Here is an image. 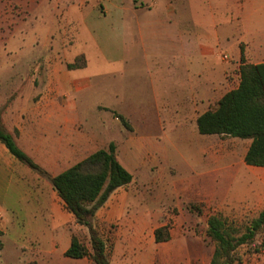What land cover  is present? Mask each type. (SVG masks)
<instances>
[{"label": "rangeland", "instance_id": "1", "mask_svg": "<svg viewBox=\"0 0 264 264\" xmlns=\"http://www.w3.org/2000/svg\"><path fill=\"white\" fill-rule=\"evenodd\" d=\"M28 1L0 0V100L13 103L20 95H35L41 90L45 93L52 81L57 87H53L54 92L72 103L78 129L91 136V153L106 149L109 143L115 145L117 160L134 181L125 189L129 203L121 219L110 220L99 213L93 220L101 238L109 241L110 256L114 229L120 221H129L138 226V245L133 254L181 255L188 258L186 264H209L214 243L206 235L208 217L217 215L228 228L242 233L256 211L252 209L249 216H235L236 196L242 187L255 186V173H248L243 165L236 167L240 173L231 184L219 183L213 200L211 183H205L209 178L197 176L213 172L211 178H215L217 168L211 156L216 154L221 161L232 155L237 160L242 158L244 148L229 137L199 135L195 122L184 124L183 120L165 116L154 100L151 64L161 65L177 57L167 50L169 42L162 38H144L140 43L131 13L122 32L116 30L113 18L98 16L90 6L66 8L62 4L55 6L54 0L27 6ZM170 2L174 11L170 14H174L178 29L195 31V23L186 21L196 16L205 21L204 33L212 31L203 1ZM150 12L155 18L168 14L161 4ZM216 53L214 60L218 65L228 66L220 62L224 55L229 64L233 62V53L226 43H221ZM80 56L84 57L85 66L68 69ZM173 75L174 72L162 71L158 85L163 87L165 79ZM238 75L236 67L230 78L237 80ZM130 138L144 139L147 150L137 152V157L140 163H146L144 154L149 152L156 162L154 167L146 169L138 161H130L126 151ZM212 146H218V150ZM154 177L160 180L148 183ZM202 184L209 189L207 193ZM230 198L234 199V206ZM63 208L60 206V212L68 213ZM66 217V234L60 232L59 250L71 236L78 237L89 249L87 230L76 225L71 215ZM161 227L168 228L170 239L155 244L153 233ZM0 240V264H93L87 258L79 261L62 253L57 257L42 256L36 243L16 254L9 232ZM252 250L253 246L238 250L240 264H264V257Z\"/></svg>", "mask_w": 264, "mask_h": 264}, {"label": "crops", "instance_id": "2", "mask_svg": "<svg viewBox=\"0 0 264 264\" xmlns=\"http://www.w3.org/2000/svg\"><path fill=\"white\" fill-rule=\"evenodd\" d=\"M40 1L42 0H29L25 4L28 6L32 3L38 6ZM200 1L208 8V21L212 29L209 33L202 31V24L205 21L196 16L186 21L195 23V31L178 29L175 26L174 14H170L174 13L170 8V0H54V4L78 9L90 6L96 10L98 16L113 18L116 30L121 29L122 32L124 24L129 19L128 13H131L140 43L144 38H162L169 42L166 45L167 50L172 51L177 59L161 65L151 64L154 100L160 104L159 108L166 117L183 120L184 124L195 122L196 125L198 116L215 109L222 96L238 86L239 75L237 80L230 77L232 71L236 67L239 68L242 61L252 65L264 63V0ZM160 4L168 14L163 18H155L150 9L157 8ZM221 43L229 46L234 57L233 62L229 64V58L224 55L227 59L223 61L222 56L220 62L228 63V66L224 67L214 60ZM162 71L174 72L172 77L165 79L163 87L158 85ZM33 85H36L35 81ZM54 86L56 87L50 81L45 93L41 90L35 95H20L13 103L0 100L1 129L9 134L18 149L46 174L40 175L17 161L0 143V232L1 238L9 232L16 254L22 253L27 246L36 243L42 256L57 257L59 253L64 255L69 247L70 238H66L61 250L58 248V242L60 232L66 234L64 227L68 213L60 212V206L64 207V204L52 189L50 179L92 154L91 136L78 129L79 123L75 120L72 103L56 94ZM141 138H130L126 151L129 152L130 161H138L139 165L150 169L156 165L152 154L149 152L144 154L148 160L146 163L143 160V163H140L137 157V152L147 150L145 143L142 142L144 139ZM231 139L244 148L242 158L236 160L230 155L219 161L216 154H213L211 159L217 168L215 178H211L213 172L199 174L197 177L209 178L205 179L207 180L205 183H211L210 199L213 200L217 197L219 183L231 184L232 179L240 173L236 167L243 165V169L248 173H255L253 175L255 186L242 187L241 194L236 196L234 211L235 216L244 217L249 216L250 211L254 209L256 217L264 209V168L248 166L244 162L251 140ZM212 147L214 151L218 150V146ZM159 180L154 177L148 183H156ZM133 181L132 176L129 185L115 190L96 212L95 217L103 213L110 220L121 219V216L126 214L124 212L129 203L125 189L131 186ZM202 186L207 193L209 189L203 184ZM233 198H230V201H233L230 204L234 206ZM137 229L138 226L134 222L118 223L111 235L113 254L110 256L109 253L110 264L188 262V258L181 255L133 254L138 245ZM103 241L106 245L109 242L104 239ZM258 255L264 257V251H260Z\"/></svg>", "mask_w": 264, "mask_h": 264}, {"label": "trees", "instance_id": "3", "mask_svg": "<svg viewBox=\"0 0 264 264\" xmlns=\"http://www.w3.org/2000/svg\"><path fill=\"white\" fill-rule=\"evenodd\" d=\"M75 62L67 68H83L86 64L83 56ZM123 125L127 126L125 122ZM196 129L200 135L251 140L244 162L248 166L264 168V63L252 65L242 61L238 86L225 93L215 109L197 117ZM0 143L17 161L40 175H46L18 149L13 138L1 127ZM115 151V145L109 143L106 149L95 151L50 179L52 189L74 223L85 228L88 233L89 249L78 237L71 236L69 247L64 253L66 258H87L93 264H110L108 247L94 228L93 220L109 196L132 181V176L116 159ZM206 235L214 243L209 264H240V257L237 256L240 248L253 246V254L264 251V209L247 223L242 233L228 228L222 218L212 215L207 219ZM169 239L167 227L154 231L155 243L167 242Z\"/></svg>", "mask_w": 264, "mask_h": 264}, {"label": "built area", "instance_id": "4", "mask_svg": "<svg viewBox=\"0 0 264 264\" xmlns=\"http://www.w3.org/2000/svg\"><path fill=\"white\" fill-rule=\"evenodd\" d=\"M222 58H223L224 60H226V59H227V57H226V56H223Z\"/></svg>", "mask_w": 264, "mask_h": 264}]
</instances>
